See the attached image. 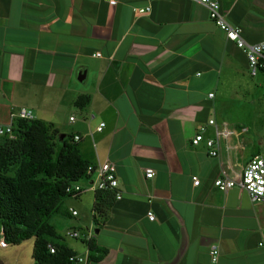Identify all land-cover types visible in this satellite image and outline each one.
I'll return each instance as SVG.
<instances>
[{
    "label": "crops",
    "instance_id": "obj_1",
    "mask_svg": "<svg viewBox=\"0 0 264 264\" xmlns=\"http://www.w3.org/2000/svg\"><path fill=\"white\" fill-rule=\"evenodd\" d=\"M216 1L247 42L264 39V0ZM246 73L244 52L194 0H0V127L20 107L53 124L58 109L77 108L81 155L115 167L121 197L92 230L107 251L84 264H264V204L213 185L257 154L242 133L220 138L216 157L191 143L200 125L213 136L210 118L229 127L215 109L230 100L224 91L247 90ZM63 242L88 256L85 242Z\"/></svg>",
    "mask_w": 264,
    "mask_h": 264
},
{
    "label": "trees",
    "instance_id": "obj_2",
    "mask_svg": "<svg viewBox=\"0 0 264 264\" xmlns=\"http://www.w3.org/2000/svg\"><path fill=\"white\" fill-rule=\"evenodd\" d=\"M12 137L0 136V222L7 243L19 244L34 238L33 264H70L73 254L57 233L51 219L61 210L66 187L86 178L89 163L82 157L72 134L61 132L41 119H13ZM64 134L62 138L60 135ZM16 166L13 174H9ZM114 198L111 191L94 194L92 220L104 217ZM52 244L55 252L47 247ZM88 259L98 260L106 249L91 238L86 242Z\"/></svg>",
    "mask_w": 264,
    "mask_h": 264
},
{
    "label": "built area",
    "instance_id": "obj_3",
    "mask_svg": "<svg viewBox=\"0 0 264 264\" xmlns=\"http://www.w3.org/2000/svg\"><path fill=\"white\" fill-rule=\"evenodd\" d=\"M109 5H114L116 0H104ZM195 2L204 6L208 11L209 19L225 34L226 38L235 43V45L241 49L247 61V70L251 76L257 75L260 71H264V39L259 42L250 43L247 42L241 34L240 27L231 24L225 14L220 8L219 3L216 0H194ZM149 7L136 8L140 14L149 11ZM94 56H100V53L96 52ZM211 95V94H210ZM15 118L20 119H31L33 113L30 109L20 107L16 112L10 113V123L4 127H0V136L12 137V121ZM73 120V117H70ZM208 125L213 127V136L205 137L206 126L200 125L198 131L194 134L191 139L193 145H197L200 141H204L208 154L212 157H216L219 151V139L228 140L235 131L226 125H218L213 118L207 121ZM104 126L103 122H100L96 127V130H102ZM81 139L80 134H73L72 140L78 142ZM86 179L84 184H80V181L70 183L65 191L76 197L83 192H94L97 191H111L115 198H120L121 194L118 191V181L115 176V167L109 161L98 162L96 164H89L86 168ZM154 170L152 168H145V176L152 177ZM193 185H198L200 180L197 176H192ZM213 185L219 191L225 192L226 190L239 186L248 194L250 200L254 202H260L264 204V157L260 155L252 156L237 179L229 176L227 169L221 170L220 174L214 178ZM72 215H76V210H70ZM149 220L154 219V215L151 211L147 212ZM65 236L87 242L93 236V231L89 230L86 234H81L78 230H66ZM7 242L3 238L0 240V247H6ZM51 253L55 252V248L52 244L47 245ZM210 257L212 262H216L218 259V248L216 245H212L210 248ZM88 260L87 252L83 255H70L68 261L70 264H84ZM0 264H4L3 262Z\"/></svg>",
    "mask_w": 264,
    "mask_h": 264
},
{
    "label": "rangeland",
    "instance_id": "obj_4",
    "mask_svg": "<svg viewBox=\"0 0 264 264\" xmlns=\"http://www.w3.org/2000/svg\"><path fill=\"white\" fill-rule=\"evenodd\" d=\"M243 82L247 84V90L224 91L230 100L225 106L216 107L215 117L217 120L225 121L229 128L235 133H242L245 139L247 150L246 153H256L264 157V72L258 73L252 77L248 70L243 77ZM261 82V85H258ZM77 108H60L54 112V124L59 127L63 133L70 134L75 131L80 121ZM33 115L37 116L33 111ZM68 115L76 117V122L71 123ZM80 119V120H79ZM79 121V122H78ZM84 158V156H82ZM16 166H12L9 174H13ZM86 178L80 180V184H84ZM93 194L91 192H83L73 197L69 196L63 199L61 210L65 211L68 207L75 209L78 215L75 217L55 215L51 222L54 224L57 233L62 236L68 244H80L81 241L65 236L66 230H78L81 234L93 230L94 222L91 215V202ZM0 240H3L2 227L0 222ZM34 238L27 239L19 244L7 243L6 247H0V260L4 264H33L32 257Z\"/></svg>",
    "mask_w": 264,
    "mask_h": 264
},
{
    "label": "water",
    "instance_id": "obj_5",
    "mask_svg": "<svg viewBox=\"0 0 264 264\" xmlns=\"http://www.w3.org/2000/svg\"><path fill=\"white\" fill-rule=\"evenodd\" d=\"M84 78H85V72H82V73H80V74H78V80L79 81H84ZM64 136V134H61L60 135V138H62ZM95 232H98L97 230H95Z\"/></svg>",
    "mask_w": 264,
    "mask_h": 264
}]
</instances>
